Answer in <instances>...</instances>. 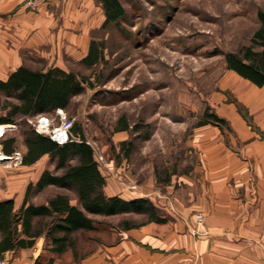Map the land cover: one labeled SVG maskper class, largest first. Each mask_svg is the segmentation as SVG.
Here are the masks:
<instances>
[{
	"label": "crops",
	"instance_id": "1",
	"mask_svg": "<svg viewBox=\"0 0 264 264\" xmlns=\"http://www.w3.org/2000/svg\"><path fill=\"white\" fill-rule=\"evenodd\" d=\"M48 1L38 3L31 12L24 0H0V80L20 66L73 72L69 65L80 64L90 41L97 40L91 33L104 21L98 0ZM28 55L41 60V66H30ZM207 107L226 121L227 128L205 124L189 131L183 145L193 153L194 161L185 172L172 173L161 182L151 163L141 167L144 177L132 185L117 179L119 172H112L110 164L106 175L98 166L106 196L147 199L165 223L147 222L123 230L106 221L131 214L96 216L101 223L76 235L75 254L51 252L44 238H39L31 248L5 252L0 259L5 264H264V86L225 66L215 77ZM1 126L4 135L16 129V125ZM16 139L22 156L26 152L23 138ZM0 155L10 159L0 160V202L12 200L17 210L27 186L35 185L53 164L44 155L32 165H22L4 154L1 144ZM51 188L58 190L53 195L66 193L55 187L46 189ZM66 194L70 204L77 205L75 195ZM36 196L30 199L32 204H46L47 199L36 203ZM197 214L203 216L200 225L194 222Z\"/></svg>",
	"mask_w": 264,
	"mask_h": 264
},
{
	"label": "rangeland",
	"instance_id": "2",
	"mask_svg": "<svg viewBox=\"0 0 264 264\" xmlns=\"http://www.w3.org/2000/svg\"><path fill=\"white\" fill-rule=\"evenodd\" d=\"M118 1L124 9L118 27L102 30L99 25L91 33L105 44V63L94 72L79 63L69 65L73 73L90 76L93 87L74 97L63 115L73 122V138L80 133L92 147L104 175L110 164L112 172H119L117 179L134 185L144 177L141 167L153 163L156 178L166 182L194 161L183 142L204 121V111L210 112L207 99L225 67V54L249 44L264 0ZM26 2L31 12L40 2L49 4ZM27 59L32 67L42 64L29 55ZM46 117L53 125L60 122L57 111ZM34 119L18 120L14 132L0 136V144L9 136L22 138V132L33 128ZM123 142L128 145L122 148ZM20 146L19 141L14 153ZM57 191L46 189L35 202L42 203ZM110 220L106 221L110 225L126 220L140 224L145 218Z\"/></svg>",
	"mask_w": 264,
	"mask_h": 264
},
{
	"label": "trees",
	"instance_id": "3",
	"mask_svg": "<svg viewBox=\"0 0 264 264\" xmlns=\"http://www.w3.org/2000/svg\"><path fill=\"white\" fill-rule=\"evenodd\" d=\"M103 10L101 29L118 27L124 9L118 0H98ZM258 27L249 44L238 51L224 56L225 66L258 87L264 86V12L257 13ZM105 44L102 40H91L87 55L80 61L86 69L100 67L105 63ZM90 76L65 72L52 67L47 70H31L18 67L6 80H0L1 125H16L18 120L47 115L57 110H66L71 100L92 89ZM239 113L251 125L244 109L236 103ZM204 121L198 126L212 124L220 130L227 128L226 121L205 110ZM135 127V126H134ZM132 127V129H134ZM62 145L48 136L28 127L22 132L26 152L21 156L22 165H32L42 156L48 155L52 170H44L35 185L27 186L25 197L19 209H14L12 200L0 202V257L8 251L31 248L36 240L44 238L51 252L62 254L71 250L75 254L77 234L94 229L97 223L93 217H110L122 214L143 216L145 221L132 224L123 221V230L143 223L162 224L161 216L151 201L144 198L124 200L118 196L104 194V177L94 158L92 147L83 135L76 133ZM14 137L2 142V152L11 156L15 152ZM128 145L126 142L121 144ZM48 187H55L66 193H73L77 205L70 204L66 193H57L47 199L46 204L34 205L30 199Z\"/></svg>",
	"mask_w": 264,
	"mask_h": 264
},
{
	"label": "built area",
	"instance_id": "4",
	"mask_svg": "<svg viewBox=\"0 0 264 264\" xmlns=\"http://www.w3.org/2000/svg\"><path fill=\"white\" fill-rule=\"evenodd\" d=\"M39 1L40 0H27L26 3L28 6H30L31 4H35ZM57 115L60 118V122L58 125H53L52 120L45 115H39L35 117L34 123L32 125L35 132L46 135L56 144L62 145L68 142L70 138H72L71 128L73 122L65 118L62 110H57ZM11 158H13L15 162H21V155L18 152L14 153V156H12ZM195 221L201 224L203 222L202 214H197L195 216ZM262 247L264 248V243H262ZM0 264H5V262L0 259Z\"/></svg>",
	"mask_w": 264,
	"mask_h": 264
},
{
	"label": "bare ground",
	"instance_id": "5",
	"mask_svg": "<svg viewBox=\"0 0 264 264\" xmlns=\"http://www.w3.org/2000/svg\"><path fill=\"white\" fill-rule=\"evenodd\" d=\"M3 132V126L0 127V135L2 134ZM4 157L2 155H0V160L3 159Z\"/></svg>",
	"mask_w": 264,
	"mask_h": 264
},
{
	"label": "water",
	"instance_id": "6",
	"mask_svg": "<svg viewBox=\"0 0 264 264\" xmlns=\"http://www.w3.org/2000/svg\"><path fill=\"white\" fill-rule=\"evenodd\" d=\"M4 158H5L6 160L9 159V158H7V157H4Z\"/></svg>",
	"mask_w": 264,
	"mask_h": 264
}]
</instances>
